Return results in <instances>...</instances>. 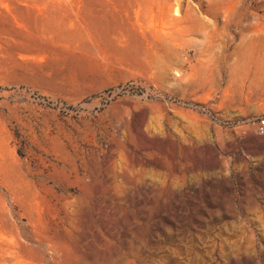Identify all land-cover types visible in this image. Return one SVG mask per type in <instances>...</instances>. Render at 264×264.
Segmentation results:
<instances>
[{"label": "rangeland", "instance_id": "374dc122", "mask_svg": "<svg viewBox=\"0 0 264 264\" xmlns=\"http://www.w3.org/2000/svg\"><path fill=\"white\" fill-rule=\"evenodd\" d=\"M264 0H0V264H264Z\"/></svg>", "mask_w": 264, "mask_h": 264}, {"label": "built area", "instance_id": "2783aa9c", "mask_svg": "<svg viewBox=\"0 0 264 264\" xmlns=\"http://www.w3.org/2000/svg\"><path fill=\"white\" fill-rule=\"evenodd\" d=\"M259 130L261 132H264V120L261 122V124L259 125Z\"/></svg>", "mask_w": 264, "mask_h": 264}]
</instances>
